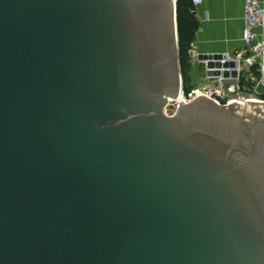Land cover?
Wrapping results in <instances>:
<instances>
[{
	"label": "water",
	"instance_id": "obj_1",
	"mask_svg": "<svg viewBox=\"0 0 264 264\" xmlns=\"http://www.w3.org/2000/svg\"><path fill=\"white\" fill-rule=\"evenodd\" d=\"M182 89L177 0H0V264H264V79Z\"/></svg>",
	"mask_w": 264,
	"mask_h": 264
},
{
	"label": "crops",
	"instance_id": "obj_2",
	"mask_svg": "<svg viewBox=\"0 0 264 264\" xmlns=\"http://www.w3.org/2000/svg\"><path fill=\"white\" fill-rule=\"evenodd\" d=\"M264 6V0H261ZM244 0H203L194 7L192 14L197 22L194 41L191 44L187 83L193 87L204 85L207 68L198 57L234 55L243 50L242 42ZM259 42L264 44V27L257 30ZM255 72L260 77L257 80ZM249 83L264 79V52L259 64L245 73Z\"/></svg>",
	"mask_w": 264,
	"mask_h": 264
},
{
	"label": "built area",
	"instance_id": "obj_3",
	"mask_svg": "<svg viewBox=\"0 0 264 264\" xmlns=\"http://www.w3.org/2000/svg\"><path fill=\"white\" fill-rule=\"evenodd\" d=\"M203 0H191L193 7H198ZM242 42L244 48L234 55L226 54L227 59L223 63H233L234 67L221 68V71H229L228 77L208 76L205 83L199 87H193L189 93H180V99H168L164 109L167 117L174 116L181 103L189 104L197 98L204 97L218 105L240 103L228 101L229 97L237 93H253L256 87L249 86V79H245V73L259 64L260 57L264 52V44L259 42L257 30L264 27V6L261 0H244ZM236 72V76H232ZM230 82V83H228ZM172 107L170 111L168 107Z\"/></svg>",
	"mask_w": 264,
	"mask_h": 264
},
{
	"label": "trees",
	"instance_id": "obj_4",
	"mask_svg": "<svg viewBox=\"0 0 264 264\" xmlns=\"http://www.w3.org/2000/svg\"><path fill=\"white\" fill-rule=\"evenodd\" d=\"M193 9L194 7L191 3V0H177L179 59L184 84L186 85L188 84L186 75L189 68L191 44L194 41L197 30V22L195 21V18L192 14ZM255 77L258 80L260 77L259 73L255 72ZM248 84L251 87L255 86V83Z\"/></svg>",
	"mask_w": 264,
	"mask_h": 264
},
{
	"label": "rangeland",
	"instance_id": "obj_5",
	"mask_svg": "<svg viewBox=\"0 0 264 264\" xmlns=\"http://www.w3.org/2000/svg\"><path fill=\"white\" fill-rule=\"evenodd\" d=\"M183 87H184V91H186V93L190 94V91H191L192 88H191V86L189 84H187V85L184 84V80H183ZM188 87H190V88H188ZM168 109H169V113H170L171 110H173L172 107H170V106L168 107Z\"/></svg>",
	"mask_w": 264,
	"mask_h": 264
}]
</instances>
